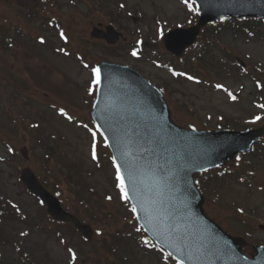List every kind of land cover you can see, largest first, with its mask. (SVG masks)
I'll return each instance as SVG.
<instances>
[{
  "label": "rangeland",
  "instance_id": "1",
  "mask_svg": "<svg viewBox=\"0 0 264 264\" xmlns=\"http://www.w3.org/2000/svg\"><path fill=\"white\" fill-rule=\"evenodd\" d=\"M140 10L145 13V18L135 23L129 14L136 16ZM183 14H186L185 8L176 0H0V42L6 32L13 37L19 36L11 51L0 50V189L17 202H22L21 211L44 226L50 223L49 219L44 218L37 199L19 181L22 168L31 166L45 175L42 168L46 167L50 180L70 169L73 173L83 174L84 183L77 186L86 193L87 205L77 200L72 187L66 183L62 184L63 201L66 208L86 218L97 230L95 239L85 243L68 225L61 228L63 235L68 237L67 244L78 255L86 256L87 259L79 257L82 264L100 261L106 264L107 259L115 261L117 256L109 251L114 241L122 242L124 247H133L144 264H163L153 253L146 255L138 248L141 247L139 244L120 239L135 234L133 214L120 199L119 190L112 181L114 168L103 167V159L93 160L91 157L92 133L88 121L93 93L86 89L91 86V68L99 61L107 59L130 64L156 82H174L169 99L174 119L181 123L194 121L203 124L208 122L206 119L215 123L220 112L235 119L248 118L253 111L257 112L252 101V81H243L245 88L234 79L222 81L231 90L244 88L242 101L231 103L222 92L184 80L176 81L148 61L135 60L127 52L123 54L108 49L103 42L91 37L93 26H106L113 20L125 34L124 44H129L127 49L130 42L143 43L144 40L149 42L148 47L161 50L162 46L157 41L165 25L158 27L155 15L162 23L166 21L170 25L181 23ZM60 28L67 32L66 39L61 37ZM41 38L44 44L38 42ZM225 44L235 52H252L256 56L254 59L264 64V43L254 45L227 37ZM214 53L221 55L220 51ZM203 76L217 78L212 68L204 69ZM60 108H64L73 119L63 116ZM33 123L36 126L31 128ZM99 143L102 144L101 141ZM24 147L29 150L28 164L21 153ZM46 152H51V156ZM259 167L258 180L264 185V158ZM220 184L221 196L225 199L219 195L209 199L206 207L210 214L234 231L238 225L234 219L246 217L248 225L256 229L255 240H264V229L259 228V223H264V191L254 189L245 200L244 185L215 181L216 187ZM108 196L112 197L110 201ZM237 208H242L241 215L236 212ZM17 224L12 222L14 227ZM56 236L51 232L37 231L35 241L44 245L43 256L47 255L44 261L46 264H70L73 259L68 252L69 246L63 245ZM1 249L8 259L19 257L14 246Z\"/></svg>",
  "mask_w": 264,
  "mask_h": 264
},
{
  "label": "snow or ice",
  "instance_id": "2",
  "mask_svg": "<svg viewBox=\"0 0 264 264\" xmlns=\"http://www.w3.org/2000/svg\"><path fill=\"white\" fill-rule=\"evenodd\" d=\"M184 3L188 6L189 10L192 12H197L199 9L197 7H194V0L193 3H189V0H184ZM123 7V5H121ZM62 38H65V34L63 31L60 33ZM161 35L163 33L161 32ZM41 42H43V38H41ZM139 43V42H138ZM133 56H137V50L133 49L132 51ZM85 67H88V65H85ZM92 72V80H91V86L89 87V92L93 93L95 91V88L100 86L102 83V77H101V69L99 66L91 68ZM174 75H183V73H174ZM188 79H194V77L189 76ZM217 88H222L223 85L217 84ZM229 95L232 97V99H235L236 97L233 96L231 93ZM264 107V106H262ZM59 112L65 116L68 120H72L73 117L68 114V112L64 108H60ZM255 119L259 120L260 117L257 116ZM84 127H87V125H84ZM100 126L97 125L96 129L92 131V145H91V157L93 160L98 159L97 154V143H96V135L97 131H99ZM193 130H195L193 128ZM147 142L149 144H160L161 141L157 139L156 136L150 135L147 137ZM104 144L105 146H111L110 140L107 136L104 137ZM147 151V149H145ZM239 159V157H237ZM113 166L115 168V180L116 184L115 187L119 190L120 199L123 200L126 204L131 205V213L134 216L138 217V209H143L145 212L146 217L149 219V221L156 219V216L154 215L155 208L154 205L156 204V201L151 200L150 198H146L144 195V191L142 190L140 184H138V173L140 166H138L136 163L132 162L129 163L126 161L129 167L128 175L125 177L124 172L122 171V166L117 161L116 156L111 157ZM153 178L158 187H166L172 182V174L169 171V169L165 165L159 166L158 170L153 172ZM107 199L110 201L112 199L111 196H108ZM135 201V203H133ZM240 211H243L240 209ZM142 230V227H138L136 229L137 232H140ZM24 235V233H21ZM164 237L165 243H170L171 246L175 248L177 252L181 254L182 257L186 258L187 260H195L196 264H205V261L207 260L209 253L211 252V249L217 248L216 243H212L210 245H206L205 243H199L195 249L193 250V245L190 244L188 241L190 238L194 237V234L192 236L187 235L185 233H182L175 225H169L166 226L163 231L159 233ZM169 237H171V240H169ZM143 240V243L145 246L148 247H156V245H150L149 241L146 237H141ZM217 250H219L217 248ZM70 252H72L71 249H69ZM161 253L164 252L163 248H160ZM171 253H168L167 256H165V259H168L171 257ZM72 258L73 260L76 259V254L72 252ZM177 264H184V259H181L177 262ZM208 264H210V261H208Z\"/></svg>",
  "mask_w": 264,
  "mask_h": 264
},
{
  "label": "water",
  "instance_id": "3",
  "mask_svg": "<svg viewBox=\"0 0 264 264\" xmlns=\"http://www.w3.org/2000/svg\"><path fill=\"white\" fill-rule=\"evenodd\" d=\"M27 173H28V178L30 177L31 179V182H32V189L36 192H38L39 194H41L44 199L49 203V205L52 207V204L54 203L55 204V209H53L52 211L57 215V217L59 218H64V219H67V218H73L71 217L70 215L64 213L63 211H58V202L49 194L47 193L42 187L41 185L38 183V181L35 179L34 175L29 171V170H26ZM25 181L28 182V179L25 178ZM29 185H31L30 183H28ZM73 220L76 221V223L78 224V221L76 219L73 218ZM149 220V219H147ZM151 223V221H150ZM80 227H82L80 224H79Z\"/></svg>",
  "mask_w": 264,
  "mask_h": 264
}]
</instances>
